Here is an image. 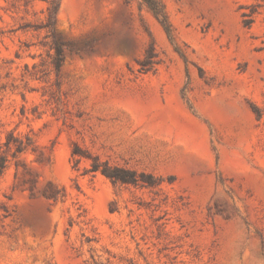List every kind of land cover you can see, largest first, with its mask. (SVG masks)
Returning <instances> with one entry per match:
<instances>
[{"label": "rangeland", "instance_id": "374dc122", "mask_svg": "<svg viewBox=\"0 0 264 264\" xmlns=\"http://www.w3.org/2000/svg\"><path fill=\"white\" fill-rule=\"evenodd\" d=\"M49 1L0 0V264H264V0Z\"/></svg>", "mask_w": 264, "mask_h": 264}, {"label": "trees", "instance_id": "16d2710c", "mask_svg": "<svg viewBox=\"0 0 264 264\" xmlns=\"http://www.w3.org/2000/svg\"><path fill=\"white\" fill-rule=\"evenodd\" d=\"M141 1L147 5V7L153 12L155 17L159 19V21L164 26L167 33H169V23L167 21V18L164 12V7L161 1L159 0H141ZM49 3H50V7H49L50 14L54 19L57 13L59 4H60V0H50ZM152 50H153L152 46H150L148 48V53L151 54L150 56H153ZM62 60H63L62 46L60 44H57L56 57H55V66L57 68L60 66ZM74 152L75 151H73V153ZM98 167H99L98 165H93L90 170H97ZM102 173H104L106 176L110 177L113 180L119 179L124 182H135L138 179L135 171L124 169V168H119V167H114L112 169L109 167H103ZM139 176L141 179L152 177L151 174H144V173H140Z\"/></svg>", "mask_w": 264, "mask_h": 264}, {"label": "bare ground", "instance_id": "6f19581e", "mask_svg": "<svg viewBox=\"0 0 264 264\" xmlns=\"http://www.w3.org/2000/svg\"><path fill=\"white\" fill-rule=\"evenodd\" d=\"M82 89L85 92V94L89 95L90 97H97L98 93H97V89L93 84H82ZM132 98V97H131ZM96 99V98H95ZM118 103H121V101H117ZM154 103L158 102L157 98L153 99ZM122 104V103H121ZM123 105V104H122ZM112 110L113 113H117L121 119H122V128H123V135L127 130V126L130 122V118L129 115L123 111L119 106H112V108H110ZM165 112V111H164ZM144 138L145 140H147V144L149 146H157L160 149L162 148V153L163 155H167V157L169 159H171L173 162H177L179 164H181L184 168H190L193 165H197L200 164L202 161L192 152H190L189 150H187L184 147H165L160 141L156 140H148L144 135L140 136V138ZM137 138V137H136ZM127 141H131L134 140V137H128L126 136L125 138ZM144 140V141H145Z\"/></svg>", "mask_w": 264, "mask_h": 264}, {"label": "water", "instance_id": "95a60500", "mask_svg": "<svg viewBox=\"0 0 264 264\" xmlns=\"http://www.w3.org/2000/svg\"><path fill=\"white\" fill-rule=\"evenodd\" d=\"M143 135H144V136H147V134H145V133H141V134L137 135L136 137H137V138H140V136H143ZM160 141H161V140H160ZM161 143L164 144V145H166V144H165L164 142H162V141H161Z\"/></svg>", "mask_w": 264, "mask_h": 264}]
</instances>
